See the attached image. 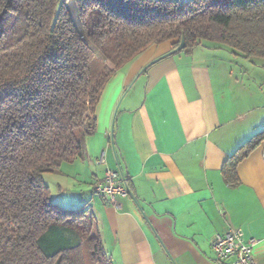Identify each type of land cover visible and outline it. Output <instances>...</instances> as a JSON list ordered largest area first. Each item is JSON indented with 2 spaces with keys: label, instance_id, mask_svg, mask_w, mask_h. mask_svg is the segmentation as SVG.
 Masks as SVG:
<instances>
[{
  "label": "trees",
  "instance_id": "16d2710c",
  "mask_svg": "<svg viewBox=\"0 0 264 264\" xmlns=\"http://www.w3.org/2000/svg\"><path fill=\"white\" fill-rule=\"evenodd\" d=\"M74 1L78 25L64 0H0V264H110L91 209L53 204L43 176L84 156L104 88L148 48L264 61V0ZM262 142L229 157L228 184Z\"/></svg>",
  "mask_w": 264,
  "mask_h": 264
},
{
  "label": "crops",
  "instance_id": "0c3cea01",
  "mask_svg": "<svg viewBox=\"0 0 264 264\" xmlns=\"http://www.w3.org/2000/svg\"><path fill=\"white\" fill-rule=\"evenodd\" d=\"M173 50L151 46L106 85L84 156L49 176L51 202L67 209L65 195L86 197L110 264H215L209 240L230 229L255 242L254 262L264 264V142L236 167L237 185L222 175L264 129V61L240 66L226 50ZM130 85L110 148L112 115ZM106 170L128 179L132 196L118 197L117 210L93 191Z\"/></svg>",
  "mask_w": 264,
  "mask_h": 264
},
{
  "label": "built area",
  "instance_id": "2783aa9c",
  "mask_svg": "<svg viewBox=\"0 0 264 264\" xmlns=\"http://www.w3.org/2000/svg\"><path fill=\"white\" fill-rule=\"evenodd\" d=\"M98 164L105 165L103 154L99 157ZM93 191L115 210L119 208L116 201L118 197L128 198L131 195L128 179L121 171L112 170H106L103 179L96 183ZM254 245V241L244 239L241 229H230L222 235H213L209 240L215 264H255Z\"/></svg>",
  "mask_w": 264,
  "mask_h": 264
},
{
  "label": "rangeland",
  "instance_id": "374dc122",
  "mask_svg": "<svg viewBox=\"0 0 264 264\" xmlns=\"http://www.w3.org/2000/svg\"><path fill=\"white\" fill-rule=\"evenodd\" d=\"M60 1H62V0H60ZM64 1L66 3L67 10H68L70 16L72 17L73 23L75 25H78L79 20H78V16H77V8H76L75 1L74 0H64ZM205 45H206V48L207 47H214L215 49L225 50L223 48H220V46H217V45H214V44H211V43H207ZM232 60L235 63L238 61V59L237 58H233V56H232ZM239 61H240V66L250 65L251 63H255V64L257 63V62H255V59L249 61V60H245L243 58H240ZM256 61L261 62V60H256ZM131 87H132V85H130V86L127 87V89L123 92V94L121 95V97L119 98V100H118V102H117V104L115 106V109H114V112H113V115H112L113 122L111 121L112 134L109 135L108 140H107V144L109 145L110 148L112 146V137H113V133H114V130H115V118H116L119 110L122 107L121 106L122 100L124 99V97H126V94L130 90ZM133 89L131 91H133ZM129 96H130V94L128 95V97ZM49 176H50V174L44 175V184L46 186H49V188H50V191L52 193V195H51L52 196L51 201L52 202H57V196H56V192H55L56 191L55 190V185L52 183L53 181L50 180ZM50 177H52V176H50ZM80 198L81 199L79 201L78 200V195H76L75 193H74V195H65V199H66V201L68 202V204L71 207H66L67 209H65V208H63V209L64 210H67V211H71V210H75V209H78V208L84 206V205H82V204H84V201H81V200H83V198H86V197L85 196H80ZM56 206H58V205H56ZM58 207H61V206H58ZM66 234H68V233L66 232Z\"/></svg>",
  "mask_w": 264,
  "mask_h": 264
},
{
  "label": "water",
  "instance_id": "95a60500",
  "mask_svg": "<svg viewBox=\"0 0 264 264\" xmlns=\"http://www.w3.org/2000/svg\"><path fill=\"white\" fill-rule=\"evenodd\" d=\"M183 48H184V41L181 40V41H180V44L178 45V47H177L175 50H173L172 53L179 52V51H181ZM130 196H132V195H130Z\"/></svg>",
  "mask_w": 264,
  "mask_h": 264
}]
</instances>
